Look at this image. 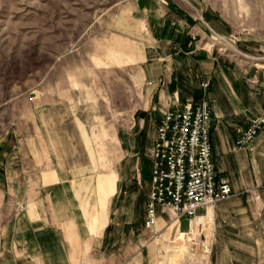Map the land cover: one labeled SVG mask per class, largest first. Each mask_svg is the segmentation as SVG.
<instances>
[{
  "label": "crops",
  "instance_id": "crops-1",
  "mask_svg": "<svg viewBox=\"0 0 264 264\" xmlns=\"http://www.w3.org/2000/svg\"><path fill=\"white\" fill-rule=\"evenodd\" d=\"M136 10L148 25L151 49L138 61L146 98L119 138L117 165L95 173L89 161L61 162L42 142L3 146L0 264H128L127 248L140 255L173 229L186 230V218L174 220L172 212L160 209L157 224L144 227L151 150L163 114L198 102L203 82L208 83L216 178L230 183L232 191L200 212L211 221L214 261L264 264V130L249 146L236 145L237 130L264 106V64H227L215 43L201 47L208 21L199 22L175 3L138 0ZM148 137L150 150L140 157ZM123 240L122 262L111 248Z\"/></svg>",
  "mask_w": 264,
  "mask_h": 264
},
{
  "label": "rangeland",
  "instance_id": "rangeland-1",
  "mask_svg": "<svg viewBox=\"0 0 264 264\" xmlns=\"http://www.w3.org/2000/svg\"><path fill=\"white\" fill-rule=\"evenodd\" d=\"M137 1L0 0V149L27 139L65 164L115 168L119 138L146 98L138 61L151 49ZM163 1L208 21L200 46L215 43L225 63L264 64V0ZM144 142L140 157L150 150ZM202 217L184 220L186 230L173 229L149 252L127 248L128 264H216L211 221ZM124 246L111 248L122 262Z\"/></svg>",
  "mask_w": 264,
  "mask_h": 264
},
{
  "label": "built area",
  "instance_id": "built-area-1",
  "mask_svg": "<svg viewBox=\"0 0 264 264\" xmlns=\"http://www.w3.org/2000/svg\"><path fill=\"white\" fill-rule=\"evenodd\" d=\"M207 87V82L201 83L204 96L198 102L188 101L180 109L166 111L157 126L144 219L147 229L157 224L159 209L172 212L174 220L183 217L191 224L201 217V211L231 196L230 183L216 178ZM262 130L264 106L246 128L237 130L236 145L249 146Z\"/></svg>",
  "mask_w": 264,
  "mask_h": 264
},
{
  "label": "bare ground",
  "instance_id": "bare-ground-1",
  "mask_svg": "<svg viewBox=\"0 0 264 264\" xmlns=\"http://www.w3.org/2000/svg\"><path fill=\"white\" fill-rule=\"evenodd\" d=\"M204 219L207 220V217H204V216H203L202 219L200 218V220H203V221H204ZM203 221L200 222L201 225L204 226V225L208 224V222L203 224ZM207 221H208V220H207Z\"/></svg>",
  "mask_w": 264,
  "mask_h": 264
}]
</instances>
